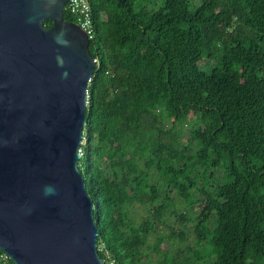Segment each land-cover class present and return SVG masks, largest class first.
<instances>
[{
	"label": "trees",
	"instance_id": "trees-1",
	"mask_svg": "<svg viewBox=\"0 0 264 264\" xmlns=\"http://www.w3.org/2000/svg\"><path fill=\"white\" fill-rule=\"evenodd\" d=\"M89 1L80 169L101 257L154 264L157 234L177 246L160 264H264V0Z\"/></svg>",
	"mask_w": 264,
	"mask_h": 264
},
{
	"label": "water",
	"instance_id": "water-1",
	"mask_svg": "<svg viewBox=\"0 0 264 264\" xmlns=\"http://www.w3.org/2000/svg\"><path fill=\"white\" fill-rule=\"evenodd\" d=\"M68 1L0 0V249L14 264H107L80 169L96 63Z\"/></svg>",
	"mask_w": 264,
	"mask_h": 264
},
{
	"label": "rangeland",
	"instance_id": "rangeland-1",
	"mask_svg": "<svg viewBox=\"0 0 264 264\" xmlns=\"http://www.w3.org/2000/svg\"><path fill=\"white\" fill-rule=\"evenodd\" d=\"M163 118L165 119V121H169V117L164 115ZM178 207L180 208H184V204L182 202H178ZM142 213H144V211H142V209H137V214H138V218L141 217ZM194 223V219H190V223L189 225H193ZM189 226V227H190ZM179 228L181 227L178 222H177V218L175 217V214L173 213H169L166 215L165 217V222L164 224L159 227V231H160V236L164 235V236H169L171 235V237H175L176 233L175 231L171 232L172 228ZM184 230H187V227L183 228ZM157 238L158 235L157 234H151L149 237V241H148V247L146 248V254H148V256L152 257L154 259V264H160L161 262L164 261V254L166 253L167 257H170L174 254V252L177 250V246L173 245V244H166L168 241H165L164 243H162L159 246V251L156 250L157 247ZM184 239V241H186V243L188 244H192L193 246H196V248H200V244H198V239L197 237L193 236L192 234H189L186 239L182 238V240ZM168 240V239H166ZM156 250V251H154ZM189 251H185L184 257L187 255H189ZM196 264H202V263H196Z\"/></svg>",
	"mask_w": 264,
	"mask_h": 264
},
{
	"label": "built area",
	"instance_id": "built-area-1",
	"mask_svg": "<svg viewBox=\"0 0 264 264\" xmlns=\"http://www.w3.org/2000/svg\"><path fill=\"white\" fill-rule=\"evenodd\" d=\"M65 12L75 17V22L87 33L90 41L95 38L96 27L89 0H69L65 6ZM94 60L96 64L99 63L98 58L95 57ZM0 261L4 264H14L5 252L0 253Z\"/></svg>",
	"mask_w": 264,
	"mask_h": 264
}]
</instances>
